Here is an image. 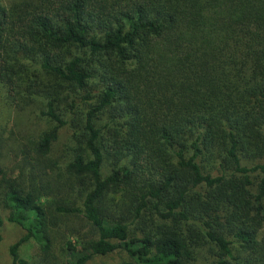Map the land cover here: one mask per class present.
<instances>
[{"label":"trees","instance_id":"obj_1","mask_svg":"<svg viewBox=\"0 0 264 264\" xmlns=\"http://www.w3.org/2000/svg\"><path fill=\"white\" fill-rule=\"evenodd\" d=\"M0 84L50 121L0 162L14 264L78 215L67 264H264V0H0Z\"/></svg>","mask_w":264,"mask_h":264},{"label":"rangeland","instance_id":"obj_2","mask_svg":"<svg viewBox=\"0 0 264 264\" xmlns=\"http://www.w3.org/2000/svg\"><path fill=\"white\" fill-rule=\"evenodd\" d=\"M2 1L6 4L9 3V0ZM49 123L50 121L42 118L39 110L34 107L21 111L12 105L6 88L0 84V162L2 165L9 171L14 172L16 163L19 161L15 151L20 150L21 146H26L27 149L32 136L47 128ZM67 137L68 134L62 132L56 145L58 147L63 145ZM0 215L3 218L2 237L0 240V264H14L10 248L25 235L26 230L18 223L9 221L10 210L2 208ZM81 222L82 217L80 215L66 220L58 230V238L55 240L54 246L48 255L42 253L40 246L34 240H29L20 246V257L27 264H67L70 259V251L67 247L70 245L68 242L72 246L78 244V239L76 235L72 234L74 230H71V228L77 226V229L82 234H85L88 229L87 227L82 228ZM123 258L124 254L121 251H116L107 256H95L87 264H117Z\"/></svg>","mask_w":264,"mask_h":264}]
</instances>
